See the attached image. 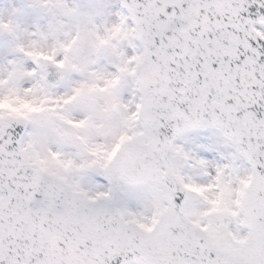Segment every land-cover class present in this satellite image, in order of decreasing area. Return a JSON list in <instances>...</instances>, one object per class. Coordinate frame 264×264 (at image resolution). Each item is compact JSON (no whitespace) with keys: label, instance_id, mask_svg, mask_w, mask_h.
<instances>
[{"label":"snow or ice","instance_id":"6c2138e0","mask_svg":"<svg viewBox=\"0 0 264 264\" xmlns=\"http://www.w3.org/2000/svg\"><path fill=\"white\" fill-rule=\"evenodd\" d=\"M0 264H264V0L0 10Z\"/></svg>","mask_w":264,"mask_h":264},{"label":"rangeland","instance_id":"374dc122","mask_svg":"<svg viewBox=\"0 0 264 264\" xmlns=\"http://www.w3.org/2000/svg\"><path fill=\"white\" fill-rule=\"evenodd\" d=\"M21 0H0V10H7L12 5H18Z\"/></svg>","mask_w":264,"mask_h":264}]
</instances>
